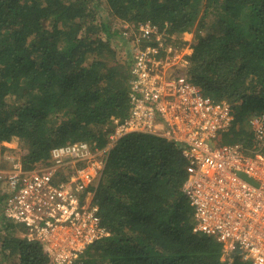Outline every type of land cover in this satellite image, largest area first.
Returning <instances> with one entry per match:
<instances>
[{
	"label": "trees",
	"instance_id": "trees-1",
	"mask_svg": "<svg viewBox=\"0 0 264 264\" xmlns=\"http://www.w3.org/2000/svg\"><path fill=\"white\" fill-rule=\"evenodd\" d=\"M102 6L109 16L99 19ZM145 22L173 45L190 44L192 81L239 118L223 141H245L247 116L264 111V0H0V154L13 138L23 166L48 164L56 145L104 146L129 110L132 61L121 65L111 41H122L124 23ZM186 164L164 137L119 139L95 193L109 235L86 248L82 264H248L235 252L221 260L222 244L193 232ZM5 220L0 264H50L40 242L9 232Z\"/></svg>",
	"mask_w": 264,
	"mask_h": 264
},
{
	"label": "built area",
	"instance_id": "built-area-1",
	"mask_svg": "<svg viewBox=\"0 0 264 264\" xmlns=\"http://www.w3.org/2000/svg\"><path fill=\"white\" fill-rule=\"evenodd\" d=\"M119 31L128 41V115L114 119L104 146L84 140L53 146L46 165H0L2 216L38 241L50 264H82L86 248L108 236L95 201L110 149L130 133L164 137L179 146L193 208V232L222 244L248 264H264V111L247 117L245 141H223L239 128L234 106L205 95L192 81L189 43L165 41L149 22Z\"/></svg>",
	"mask_w": 264,
	"mask_h": 264
},
{
	"label": "rangeland",
	"instance_id": "rangeland-1",
	"mask_svg": "<svg viewBox=\"0 0 264 264\" xmlns=\"http://www.w3.org/2000/svg\"><path fill=\"white\" fill-rule=\"evenodd\" d=\"M101 10H99V13H97V18H101L104 17L106 18L107 16H109V12L106 11V7L102 6V8H100ZM102 15V16H101ZM116 20V21H115ZM109 22H111L110 20H108ZM115 23L118 25V22L120 21L119 19H114ZM113 22V21H112ZM111 24V23H110ZM112 28H114L113 23H112ZM104 36V34L102 35ZM182 38H184L186 41H191L192 38V34L191 33H184L182 35ZM124 39H122V41H111L112 46H115V50L117 53V59L120 60V64H124L126 65L129 62V59L131 58V54H130V48L128 43L123 42ZM127 41V40H125ZM248 117V116H247ZM246 116L243 119V122L245 121ZM239 119V118H238ZM2 144H4V146H7V148H9L6 151H3L0 154V165H2V167H10L11 164L13 162H17L20 161L21 162V154H20V148L18 147L17 142L15 141V138H13L10 142H2ZM1 195V194H0ZM0 205H2V202L0 201ZM2 214H3V210H2ZM3 216H0V226H1V220H2ZM6 222H8L11 225V228L8 229V231L10 232L11 229L13 230V232L17 235V236H21V237H25L26 235V231L24 229V227L16 222H14L11 219L5 220ZM1 228V227H0ZM4 229V228H3ZM5 233V231H3L1 229L0 234ZM223 255L221 256V260H222ZM9 260V259H7ZM7 264H17V262H15V260L12 261V259H10Z\"/></svg>",
	"mask_w": 264,
	"mask_h": 264
}]
</instances>
